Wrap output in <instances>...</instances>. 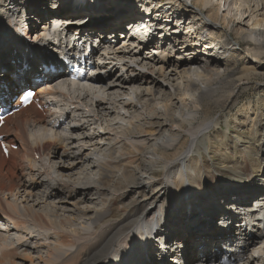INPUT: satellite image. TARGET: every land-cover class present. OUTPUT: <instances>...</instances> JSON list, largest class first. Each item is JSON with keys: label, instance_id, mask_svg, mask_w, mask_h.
Instances as JSON below:
<instances>
[{"label": "bare ground", "instance_id": "1", "mask_svg": "<svg viewBox=\"0 0 264 264\" xmlns=\"http://www.w3.org/2000/svg\"><path fill=\"white\" fill-rule=\"evenodd\" d=\"M158 1V8H152V5H142L136 6L138 7L137 11L147 9V12H151V10L155 9V13H159L157 17L163 21H160V24L165 29H168L169 39L167 41H173L178 46L179 44L170 34V23H181L182 19L173 20L174 14L171 11H164L161 6L163 1ZM240 1L244 2L246 4L245 7L250 10L249 2H246V0ZM133 2L134 0H51L50 2H45L43 6L36 1L0 0V12L6 15L5 17L0 15V50L3 49V44L6 41L1 33V30L5 27L10 38H14V36L17 38V44L21 46L22 51L26 48L34 53L28 56L22 52L19 57L12 56L10 60L5 58L0 60V68L5 69L3 73H0V78L3 79H0V96L5 94L6 97L10 98L23 88L25 89H23L22 93L26 92V89L30 87L38 86V91L47 108L44 111H39L35 106H29L19 113L6 118V123L0 131L9 147L11 145L19 146L17 151L10 149L9 158H6L0 149V224L4 225V221L8 222L12 225V229L27 234L33 240V243H30V245L27 243L28 239L26 240L25 236H19L15 240L19 247H25L28 253L32 250L39 251L44 249V257L41 254L36 258L32 257L30 253L29 255L18 254L19 249L14 246L15 243L13 245L8 238L0 236V264H147L144 263L143 256L149 249L150 242L154 241V237H158L161 233L169 232L170 234L166 236L170 238L174 235L173 231L176 229H179L176 233H180L183 237L181 239H178L177 236L174 237L176 242L179 240L182 242L178 244L177 248H182V244L189 240L196 245V247L190 248L192 252L197 253L198 247L203 246L202 251L199 253L203 254L205 264H220V258H218L220 255H228L230 258L240 261L244 260V264H264V258L262 256H257L256 258L255 255L256 252L261 253L260 251H262L264 256V247H251L252 244H250L251 241L258 242L261 240L263 241L260 243H264V190H261V185L255 191L258 198L256 197L252 200L255 203L254 207L252 205H243L244 198L234 196L231 199L224 197L225 204L223 203L224 205L220 206L222 208L217 207L209 210V212L211 210L213 212H221L224 210L223 207H226L231 202L228 206L236 210L238 213L237 217L241 219L240 223L246 221V227L242 228V224L239 225L235 232L236 236L224 239V244H229V248L226 247L225 252L218 250L210 253L206 248L207 227L211 226L213 216H207L205 222L196 214L188 213L189 210L181 208L184 204L179 206V210L174 211L176 209L174 205L176 204L177 206L186 197V191L193 195H198L196 192L199 188L198 180L203 177L199 172L200 170L197 172L193 168V164L197 166L198 161H194L192 164L186 165L170 175L165 186L159 192L161 193L164 190V196H162L161 203L152 216V210L146 211V208L142 209L138 204H132L127 208L118 209L115 213H107L105 205H103L104 208L99 212L95 209L96 215L93 218H86L89 213L84 208L76 207V204L82 198L90 199L92 194L87 197V191L75 186V182L72 181H63V186L51 185L52 180L50 179H52L53 173L58 176H70L75 170L82 167L84 162L88 161L90 156L83 154L84 148H94V153L92 154L94 157L95 154L102 153L103 146L107 145L104 144L102 146V141L104 142L107 139L106 134L114 135L117 140L118 127L116 125L119 123L110 118L112 116L117 117L120 114V105L123 107L122 109H125V111H121L128 114L129 107L136 110L142 96L148 98L147 102H145V107H147L148 102L155 99L157 91L164 95L166 88L167 90L170 88L165 95L167 100L164 103V110L159 111L156 108L152 112L150 111L151 114L148 112L151 120L146 118L137 119V124H131L133 126L132 129H125L120 132L126 133V137L123 138L122 136L121 142L124 141L125 144L122 145L123 150L118 157L113 158L108 153L109 158H103L99 162L93 163V167H97L99 176H106L110 180L113 179L119 165L123 164L124 168L128 169L129 166L137 164V166H140V168L144 167L143 169L146 170L151 164L157 166L154 171L151 169L147 170L149 178L153 179L158 171L164 173V176L175 167V162L181 156L187 158L188 153L192 152L194 148L198 149L199 143L206 145L210 141L198 142L208 130L218 125L217 120L206 119L200 122L198 119L199 108H204L209 113L210 109L204 105V102L210 99L212 104L219 106L220 101L223 102V105L227 104L231 96H234L233 87L230 86V82L227 83V80L224 79L225 72L222 74L215 69H205L210 73V79L207 80L209 83L206 86H201L196 79L195 75L199 76L197 71L204 69L200 65L202 60L197 55H209L207 51L210 49L207 46L206 49L202 50L206 42L197 38L199 36L197 31L191 32V37L187 38V40H191L190 43H185L186 46H180L185 49L183 54L192 52L191 54L194 55L187 59L180 58V62L184 63L180 71H177L174 62L167 60L168 51L161 47L165 43L163 40L159 45L160 48H154L155 51L151 50L149 52V50L146 53H142V48L134 47V42L131 40L128 41L130 44L126 45L125 38H122L123 33L122 35L118 34L125 27L124 23L121 24L120 17L130 14V9L128 8L131 7L130 5ZM169 2L178 5L176 7H180V10L176 9L179 18H185V15L190 13L198 19L206 18L207 21H210L211 26L218 29V38L222 40L225 48L230 47L229 49L232 50L238 46L239 49L245 41L248 42V45L251 46L252 44L257 47L258 52L256 51V55L252 56L253 58L248 61L252 67L244 68V73L238 77L239 84L247 83L249 80L248 75H264V73H258L259 71H257L264 64V18L253 19V16L250 17L252 21L250 27L243 30L240 33L241 35L235 32L236 37H234L230 32L232 30L235 31L232 29L234 21L231 18L226 22L227 16L220 15L222 10L219 11L213 0H179V2L178 0H165V8H169L168 6L171 5ZM261 2L264 3V0H261ZM48 5L49 7L56 5V10L58 11H51ZM47 11L53 16V20H63V23L67 22L68 24L83 23L81 21H86L88 17L92 18L90 21L98 23L96 19L99 17L105 15L106 17H111L99 26H91L85 22V25L79 28L83 41L86 43L90 42L92 45L90 57L85 58L84 64L93 66L97 73V76L89 80L87 84L68 86L64 83V72L61 75H54L44 67V65H49V67L50 65H55L56 69L65 67L60 55L53 57L48 54L53 45L47 42L44 37L48 32L47 22L40 25L38 32L41 34L40 36L39 34L34 35L35 32L31 36L29 35L32 29L35 28L33 21L44 20L43 14ZM20 13L22 14L20 15ZM80 15H84V17H80ZM136 15L139 16V14ZM75 16L77 17L75 18ZM125 19L128 20L126 16ZM234 20L236 19L234 18ZM14 22L19 25L23 24V27L21 26L22 33L27 39L30 38L28 42L31 43L24 41L19 36L20 27H14ZM165 24L168 25L165 26ZM182 24L184 26V23ZM150 25L152 24L150 23L146 30L150 28ZM177 26L180 27L181 25ZM66 29L68 31L67 35H70L71 31H75L74 27H67ZM210 29H206V31L211 33ZM145 32L148 33V31ZM145 36L147 35L145 34ZM114 37L115 39H123L124 46L122 48H116L112 44H106L105 46L104 41ZM238 38L243 41H238ZM65 43H61L54 51H60L62 49L61 46H64ZM166 45H168L167 42ZM143 46L145 47V45ZM4 47L10 48L11 45L4 44ZM99 47H103V49L99 50ZM73 51L79 54L84 52V50L75 48L74 50L61 51V53L70 57ZM96 56L98 60L91 63L93 59H96ZM158 59L162 60L163 63L159 60V64H157ZM195 61L198 66L196 70H194ZM210 61L217 62V60ZM147 69L150 73L142 71ZM228 69L227 77H232V73H229ZM111 72L116 73L115 76L110 77ZM173 72L174 76L181 80L178 83V91H182L183 88V95L190 96L193 106H190L191 103L184 98L180 100L183 104L181 108L170 102L172 101L170 96H175L173 93L176 89L175 85L170 82L175 80L171 77ZM147 76L149 77L148 79ZM36 78H40L41 81L35 82L34 79ZM48 88L50 90L43 93ZM226 94H228V97H226ZM124 97H127V99L125 98L126 100L124 99L125 101L121 102ZM257 105L258 109L261 110L264 107V102L257 103ZM154 119L161 121L163 119L164 121L158 122L154 121ZM96 124H98L97 133H92L93 125ZM227 125L229 126L228 123ZM76 130L80 133L75 136ZM158 131L161 132L158 134ZM262 133L264 135V132ZM115 139L113 140L115 141ZM245 140L250 143L247 145L248 147L254 148L257 158L264 156V136L257 137L255 132L253 137H245ZM253 143L257 144L253 145ZM37 155L42 159V162L37 161L39 159H35ZM147 155H152L149 162L145 160ZM50 158H58L57 164L60 166L64 164L62 166L63 170L58 171L59 174L55 171L57 165L48 163ZM43 160H46V162L44 163ZM261 161L264 164L263 159ZM173 163L174 165H172ZM259 169V174H263L262 167ZM88 170L86 171L89 175L90 169L88 168ZM135 174L136 172L122 173L117 178L120 182H124L133 178ZM43 176L45 178L42 179ZM98 180L97 185L99 187H96V191L100 194L103 191L101 187L103 183L102 179ZM129 182L127 186L120 187L119 182L116 180L115 186L110 190L112 191L110 192L111 200L116 198L122 188L134 187L137 192L142 193L145 191L146 186L150 184H146L142 178ZM183 182L185 183L184 186ZM50 186L55 197L74 202L71 204L73 210H69L71 212L70 215L58 214L55 209L49 206L41 207L46 202V196L42 191H50ZM205 192L206 186L200 194L204 196ZM243 195H246V193ZM259 196L261 197L260 201L255 202L259 200ZM38 206L39 209H37ZM226 216L222 219L225 220ZM192 218L196 219L192 221ZM230 218L232 219L229 216L227 220L229 221ZM194 221L203 223L201 229L199 228L198 240L195 239V234L192 233L195 228V225H193ZM27 224L34 228V232L24 231ZM2 228L5 229L6 233H10L12 230L9 226L4 225L0 226L1 232ZM183 229H188V231H181ZM144 236L147 237L126 245L120 256L112 257L113 254L115 255V251L116 254H120L121 248L119 247L121 243L126 244ZM237 239L240 240L239 242L242 243L243 247H239L240 244L234 247ZM162 241L163 237L159 243L165 248L163 249L164 254L173 259H182L184 264H186L184 252L178 249H171L177 243L173 245L174 243L167 240L164 244ZM248 247H254L255 254L253 253L249 258H245V250ZM191 251H188V256L192 257ZM156 253L158 254L159 252L157 251ZM147 257L148 255L145 258ZM44 258L47 259L45 260ZM259 259L260 261L258 262ZM162 260L164 259H160V261ZM174 262L180 264L179 261L174 260ZM198 263L197 261L196 264ZM153 264L158 263L154 262Z\"/></svg>", "mask_w": 264, "mask_h": 264}, {"label": "rangeland", "instance_id": "2", "mask_svg": "<svg viewBox=\"0 0 264 264\" xmlns=\"http://www.w3.org/2000/svg\"><path fill=\"white\" fill-rule=\"evenodd\" d=\"M26 1L27 2H35L36 1L39 4H42L44 6L45 2H50L51 0H32V1L26 0ZM162 1H163L161 4L162 9L164 11H171V13L174 14V18H172L173 20L174 19H182L181 23H176V22L170 23V25H171L170 26V28H171L170 34L172 35L174 40L179 45L178 46L175 45L173 43V41H167L169 39L168 38V36H169L168 35V33H169L168 29L167 28L165 29L164 26L162 27V25L160 24V21L161 22H163V21H162V19L160 20L157 17L159 15V13H155L153 15L151 21H150V23L152 25H150V28H149L150 30H154V32H152V33H154V37H153L151 42L144 44L145 46H147V51H149V50L155 51V49L160 48L159 45H160V43H162V40H163L165 43L161 47L164 48V50L168 51L167 60H170L172 63L174 62L175 67H177V71H180V69L184 66V63L180 62V58L182 57L184 59H187V58H191L192 56H194L193 54H191L192 52H187L186 54H183L185 49H183L180 46L181 45L186 46L185 43H190L191 40H187V38L191 37L190 36L191 32L197 31L198 35L200 36V38H199V36H197V38L206 42V45H204L202 47V50L206 49L207 46L210 47V49H209V51H207L209 53V55H200V56L197 55V57L200 58V60H202V63L200 65L203 66L204 69L203 70L199 69L197 71L199 76L195 75L196 79L199 81L201 86H206L209 83V82H207V80L210 79V75H209L210 73H208L205 69H208V68H209V70L215 69L216 71H219L222 74H224V72H225L224 79L227 80V83L230 82V86L233 87L232 90H233L234 96L232 95L231 98L229 99L230 101L227 104L225 103L224 105H223L222 101H220L219 106L214 105V104H212V101L210 99L206 100V102H204V105L208 106L210 109L209 113L206 112V110L204 108H199V118L198 119L200 120V122L202 120L204 121L206 119L217 120L218 125L214 126V128H212L211 130H208L206 132V134H204L203 137L198 142L205 141V140H210V141L206 145L204 143H199L198 144L199 150L197 148H194L192 152L188 153L187 158H183V156H181L175 162V167L172 168L170 171H168L164 176H163L164 173L158 171V169H157L158 172L156 174V177L153 179L149 178V175L147 174V170L151 169L152 171H154L157 168V166H153L151 164H150L151 166L149 165L146 170L143 169L144 167L140 168V166H137V164H135L133 166L131 165V166H129V168L126 167L128 169H125L123 164L119 165L116 173L114 174L113 179L110 180L106 176L105 177L104 176L101 177V175L99 176L98 171H97V167L96 166L93 167V163H97L100 160H102L103 158H109V156H112L113 158L118 157L119 153L123 150L122 145L125 144L124 141L121 142L122 136H123V138L126 137V133H120V132L125 130V129H132L133 126L131 124H137V122H136L137 119L146 118L147 120L148 119L151 120V118L148 115L149 114L148 112H150V111L152 112L156 108L159 111L164 110V103H165V100H167V98H165V95L168 93L170 88L168 90L166 88V93L164 92V95H162L161 92L157 91V93L155 94V99L150 100V102H148L147 107H145V105H146L145 102H147L148 98L146 96H142V98H141V100L138 103V106L136 108L137 111L134 109H131V107H129V113L127 114L126 112H124L125 109H122L123 107L120 105V114H118L117 117L112 116L110 118L112 120L114 119L115 122L119 123L118 125H116V127H118V129H117V132H118L117 140L115 139L114 135L106 134L107 139L104 142L102 141V146L104 144H107V145L103 146L102 153H99L97 155L95 154L94 157L92 155L94 153L93 152L94 148L93 149L91 148L92 149L91 150L90 147H87V148L82 147L85 149L83 154L85 156H90V157H88V161L84 162L82 167H80L78 170H75V172L70 176L69 175L58 176L56 173H53L52 179H50V180H52L51 185H56V186H63V184H62L63 181L64 182H68V181L75 182L74 183L75 186L81 187L87 191V193H88L87 197H89V194H92L90 196V199L82 198L81 200L77 201V204H76V207L84 208V209H86V212L89 213L87 215L88 217L86 216V218H93V216L96 215L95 211L97 210V212H99L102 208H104L103 205H105V210L107 213L108 212L109 213H115L118 211V209L127 208V207L131 206L132 204H138L142 209L146 208V211L152 210L151 211V216H152L153 212H155L156 208L160 205L161 200H162V196H164V190L161 193H159V192L165 186L170 175L174 171H176L178 169H182V167H184L186 165L192 164L194 161H198L199 163L197 166L195 164H193V168L197 172L200 170L199 172L203 176L202 179L198 180V187L199 188H198V191H196L198 193V195H193V194L188 193L186 191V193H185L186 197H184V199H182L181 202L179 204H177V206H176V204L174 205V208H176L174 211L179 210V206L184 204V205H182L181 208L189 210L188 213L200 214L202 212H206L207 210L214 209V208H217V207L224 205L225 204L224 203L225 201L223 200L224 197L225 198L229 197L231 199L234 196L244 198L243 205H245V204L246 205H252L254 207L255 203H253L252 200L255 199L256 197L258 198L257 193H255L256 188L260 187V185H261V190H264L263 189L264 188V164L261 161V159H263V161H264V156L257 158V156L255 155V152H254V148L248 147L247 145L250 143L248 140H245V137H253L255 132L257 133V137L264 136L262 133V132H264V107H262V109L259 110L258 105H257V103H263L264 102V75H255V76H249L248 75L249 80L245 84L244 83L239 84L240 82L238 81V77H240L242 75V73H244V68L252 67L251 64L248 63V61H249V59L251 60L253 58L252 56L256 55L255 52L258 50V49H256L257 47L255 45H252V44H251V46H252L251 47L250 45H248V42L245 41L244 44H241L239 49H238V46H236L235 49H232V50L229 49L230 47L225 48L224 44L222 43V40H220L218 38V36H219L218 29H215L214 27H212L211 22L207 21L206 18L201 20V19L194 17L190 13L186 14L185 18L184 17L179 18V15L177 14L176 9L180 10V7H176L178 5H176L172 2H169V4H171L168 6L169 8H165L166 7L165 0H162ZM178 2H179V0H178ZM246 2H249L250 6H251L250 10L247 9L245 7L246 4L240 0H213V3L216 6H218L219 11L222 10L220 12V15L221 16H225V15L227 16L226 22L229 21L231 18L234 21L232 29H234L235 31H233V30L230 31L234 37H236L235 36L236 34H234L235 32H237V34L241 35L240 33H242L243 30L248 29L247 27H250V24L252 23V21L250 20L251 19L250 17L253 16V19H256L258 17H259L258 19L264 18V3L261 2V0H246ZM134 3H136V4H134ZM158 4H159L158 0H134V2L130 5L132 8L131 7L128 8V9H130V14L124 15L123 17H120L121 24H123V23L127 24L129 22H132L131 20H134V23H135V21H138V20L140 21L142 19V18L138 19L140 16L137 17L138 15H136V14L140 13V11H137L138 7H136V6L152 5L153 6L152 8H155V7L158 8L157 7ZM146 7H148V6H146ZM48 8L52 11V10H56L57 6L52 5L51 7H49V5H48ZM251 10H253V11H251ZM21 14L22 13H20V15ZM0 15H2L4 17L6 16L5 14H3L1 12H0ZM125 16L128 20L125 19ZM80 17H84V15H80ZM110 18H111L110 16L106 17V15H105V16H102V17H99L98 19H96V21L98 23H94V22L90 21L92 18L88 17L89 20L88 19L86 21L82 20L81 22H86L89 25L91 24V26H94V25L99 26L101 23H104L105 21L109 20ZM234 18L236 20H234ZM122 20H124V21H122ZM33 22H34L35 28L32 30L31 34L36 32V33H34V35H37L38 34L37 31L39 30V26L41 25L40 24L41 22H39V23L38 22L36 23L35 21H33ZM182 23H184V26ZM13 25L16 28L20 27V25L17 22H14ZM166 25H168V24H165V26ZM177 25H179V26L181 25L182 27L181 26L178 27ZM183 27H184V29H183ZM206 29H210L211 33L206 31ZM213 29H214V31H213ZM20 30H21V32L23 31L21 29V27H20ZM21 32H18V34H19V36L22 37ZM40 35L41 34H39V36ZM156 41H157V44H156ZM238 41H243V40L238 38ZM8 42H10V43H8ZM166 42L168 45L165 46ZM16 43H17V41L15 38L7 39L4 42V44H9V45H11L12 48L11 47L5 48L4 44H3L2 52L0 51V58H3L6 55L13 52L16 49ZM121 44H123V43L121 42ZM128 44H130V43H128ZM183 55H187V56H183ZM207 59H209V60H207ZM159 60L160 59H158L157 64H159ZM210 60H215V61L217 60V62H212ZM160 61L162 62V60H160ZM259 68L260 69L257 70V71H259L258 73H260V72L264 73V64H263V67H259ZM196 69H198V66H197V62L195 61L194 70H196ZM227 69L229 70V73L230 72L232 73V77H227ZM233 70H234V72H233ZM142 71L150 73V71H148V69L142 70ZM139 72H141V70H139ZM0 73H2V72H0ZM111 73H110V77H113L116 74V73H112V74ZM171 74H172L171 77H173L175 80L170 81V82H172V84L175 85L176 89H175L174 93L172 92L173 95H175V96L174 97L172 95L170 96V98L172 100L170 102H173L174 105L181 108V106L183 104L180 100L182 98H184L189 103H191L190 106H193L192 100L190 99V96L189 95H183V93H184L183 88H182V91L181 90L178 91V89H177L179 87L178 83L181 80H178L177 76H174V72ZM148 78L149 77L147 76V79ZM156 79H158V78H156ZM167 81H169V80H167ZM143 85H144V83H143ZM226 97H228V94H226ZM125 98L127 99V97L122 98L123 100L120 99V100H122L121 102L125 101L126 100ZM221 104H222V106H221ZM98 105H100V104L98 103ZM244 106H246V107H244ZM121 110H124V111H121ZM151 112H150V114H151ZM206 113H208V114H206ZM147 117H149V118H147ZM154 121L162 122L164 120L162 119V121H161L159 119H156V120L154 119ZM227 123L229 124V126L227 125ZM142 124H143V122H142ZM78 128H80V127H78ZM97 129H98V124L93 125L92 133H95ZM101 130L103 131L102 128H101ZM256 130H258L259 132ZM160 132L161 131H158V134ZM79 133L80 132H77V130H76V134H74V135L75 136L79 135ZM237 135H238V137H236ZM10 136H13V135H10ZM113 139H115V141ZM256 144L257 143H253V145H256ZM208 147H209V149H208ZM174 149H176V147H174ZM108 153L110 154L109 156L107 155ZM151 153H152V151H151ZM151 156L152 155H147L145 157V160H147V162H149L150 159L152 158ZM35 159L36 160L39 159L37 161L42 162L41 161L42 159L39 158L38 156H36ZM43 161H44V163L46 162V160H43ZM58 161H59L58 158H50L48 160V163L50 165L51 164L57 165L55 167L56 172L62 171L63 170L62 166H64V164H62V166L57 164ZM172 165H174V163ZM261 167L263 169V174H259V172H258L260 170L259 168H261ZM88 168L90 169L89 175L87 174V171H89ZM131 172H136V174L133 175L134 176L133 178H130L129 180L124 181V182H120L118 180L117 177L120 174H122V173L126 174V173H131ZM80 173H82V174H80ZM58 174H59V172H58ZM43 178H45V176H43L42 179ZM139 178H142V180H144L146 184L150 183L149 185L146 186V189L144 192L139 193V192H137V190L134 187H130L128 189L122 188V189H120L119 194L116 196V198L111 200L110 192H112V191H110V190L113 189V187L115 186L116 180L119 182V184H120L119 186L123 187V186H127V184L130 183L129 181L136 180ZM98 179H102V183H103V185L101 186L103 191L100 194L97 193V191H96V187H99L97 185V183L99 181ZM88 181H90V182H88ZM76 183H82V184H76ZM181 184H182V182H181ZM184 185H185V183L183 182V186ZM205 186H206V192H205L206 194L204 196H202L200 194V192H202L204 190ZM88 189H90V190H88ZM243 192L246 193V195H243L244 194ZM42 193L46 196V198H45L46 202L41 207L45 208V206H49V207L55 209L58 214L65 215V216L71 214V212L69 210H73V206L71 204H73L74 202H72V200L66 201V200H61L57 196L55 197V195H53L51 186H50V191L44 190V191H42ZM260 199H261V197L259 196V200H256L255 202H259ZM102 200H104V201H102ZM133 207H131V208H133ZM226 207H227V205H226ZM226 207H223V209L225 211H226ZM220 208H222V207H220ZM37 209H39V206L37 207ZM245 210H247V209L245 208ZM243 211H244V209H243ZM217 221L218 222L221 221L220 216L217 217ZM3 223H5L4 225L9 226L11 229L13 228L10 223L5 222V221ZM235 224H237V223L235 222L234 225ZM4 225L0 224V226H4ZM25 227L26 228L24 231L34 232V228L31 225L27 224ZM237 227L238 226H236V227L234 226V229H233L234 232H236ZM177 230H179V229L174 230L173 234H175V236H177L178 239L183 238L180 233L176 234ZM168 234H170V233L169 232L161 233L158 237H154V241L150 242V244H149L150 247L146 251V253H149L150 259H148V261L151 262V264H152V262H157V263L161 262L159 259H161V256L163 255V253H162L163 249L159 246L158 242H160L162 237H164L165 235H168ZM0 236H4V237L8 238L9 242L11 241V243H13V245L15 243L14 246L19 249L18 254L29 255V253H30L32 255V257H35V258L41 254V256L44 257V254H43L44 249L39 250V251H33L32 250V251H29V253H28L26 251L25 247H19V245L15 241V240H17V238L19 236H25V239L26 240L28 239L27 240L28 244L33 243V240H31L27 236V234H25L23 232H18L14 229H12L10 231V233H5L3 231L2 232L0 231ZM217 236H218V231H216L214 229L213 231H211L209 233L208 237L211 240V239L216 238ZM145 237H147V236H144L143 238H140V239H136L135 241H132V242H129L126 244L121 243L120 247H119V248H121L120 254H116V251H115V255L113 254L112 257L120 256L123 253V250H124L126 245L133 243V242H138L140 240H143ZM173 240L174 239H172V242H173ZM237 241H240V240L237 239ZM261 241H263V240H261ZM261 241H258V242L251 241L250 242V244H252L251 247L252 246H258L259 247L260 246L263 248L264 243L261 244L260 243ZM175 243H177V244L180 243V240L178 242H176V240H175ZM237 244H239V242ZM173 245H175V244H173ZM251 247H248L245 250V254H244L245 258H249L251 256V254H253V253L255 254L254 247L253 248H251ZM157 251L159 252L158 254L156 253ZM256 251H258V250H256ZM260 252L261 253L256 252V254H255L256 258H257V256H259V257L262 256L264 258L263 252L262 251H260ZM204 253H205V251H204ZM260 254H262V255H260ZM145 257H146V255H144L143 258L147 259ZM202 258H203L202 255H200L198 253L195 260L192 263H195L196 261H199V263H201L200 260L204 261V258L203 259ZM44 259L46 260L47 258H44ZM259 261H260V259L258 260V262ZM164 262L167 264L168 261L164 260ZM202 263L205 264V262H202ZM24 264H29V263H24ZM240 264H244V262H241Z\"/></svg>", "mask_w": 264, "mask_h": 264}, {"label": "snow or ice", "instance_id": "3", "mask_svg": "<svg viewBox=\"0 0 264 264\" xmlns=\"http://www.w3.org/2000/svg\"><path fill=\"white\" fill-rule=\"evenodd\" d=\"M28 97H25V99H27Z\"/></svg>", "mask_w": 264, "mask_h": 264}]
</instances>
